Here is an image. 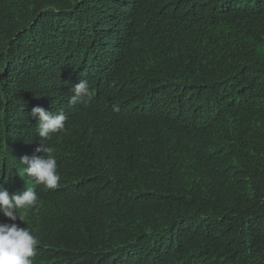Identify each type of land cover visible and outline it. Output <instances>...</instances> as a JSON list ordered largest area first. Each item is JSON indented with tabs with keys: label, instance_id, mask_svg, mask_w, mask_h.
Wrapping results in <instances>:
<instances>
[{
	"label": "trees",
	"instance_id": "1",
	"mask_svg": "<svg viewBox=\"0 0 264 264\" xmlns=\"http://www.w3.org/2000/svg\"><path fill=\"white\" fill-rule=\"evenodd\" d=\"M0 185L33 264H264V0H0Z\"/></svg>",
	"mask_w": 264,
	"mask_h": 264
},
{
	"label": "clouds",
	"instance_id": "2",
	"mask_svg": "<svg viewBox=\"0 0 264 264\" xmlns=\"http://www.w3.org/2000/svg\"><path fill=\"white\" fill-rule=\"evenodd\" d=\"M69 104L84 102L92 93L87 80L81 79L70 89ZM31 115L38 119L37 134L43 140L52 134H59L65 130L67 120L63 110L57 112L46 111L42 107H34ZM46 153V158L22 157L19 163L26 174L35 184L43 185L45 189H55L61 179L57 171V161L49 146L37 148ZM38 205V195L33 188H27L22 194L12 195L0 185V214L13 223H0V264H33L36 246L39 241L27 228L19 227L15 221H24V212Z\"/></svg>",
	"mask_w": 264,
	"mask_h": 264
}]
</instances>
